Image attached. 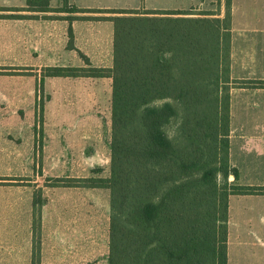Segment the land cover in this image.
Segmentation results:
<instances>
[{
    "label": "trees",
    "instance_id": "16d2710c",
    "mask_svg": "<svg viewBox=\"0 0 264 264\" xmlns=\"http://www.w3.org/2000/svg\"><path fill=\"white\" fill-rule=\"evenodd\" d=\"M26 8L109 14L80 18L113 23L110 68L79 53L84 66L45 67L40 80L42 87L45 77L111 79L109 177L72 180L109 190L108 264H227L229 195L264 194L229 182L238 178L228 161L229 89L264 88L229 77L230 0L222 18L194 17L192 9H80L68 0L57 9L26 0ZM67 37L72 50L70 26ZM39 111L42 118V102ZM43 137L34 131L40 150ZM30 264H40L39 241Z\"/></svg>",
    "mask_w": 264,
    "mask_h": 264
},
{
    "label": "rangeland",
    "instance_id": "374dc122",
    "mask_svg": "<svg viewBox=\"0 0 264 264\" xmlns=\"http://www.w3.org/2000/svg\"><path fill=\"white\" fill-rule=\"evenodd\" d=\"M205 11L218 3L191 13ZM44 68L17 71L16 103H0V264H30L36 241L40 264H108L109 190L72 180L109 177L111 79L45 77L40 87Z\"/></svg>",
    "mask_w": 264,
    "mask_h": 264
},
{
    "label": "crops",
    "instance_id": "0c3cea01",
    "mask_svg": "<svg viewBox=\"0 0 264 264\" xmlns=\"http://www.w3.org/2000/svg\"><path fill=\"white\" fill-rule=\"evenodd\" d=\"M217 1L68 0V4L80 9L186 11ZM60 2L48 0V6L57 9ZM0 16H8L0 17V72L8 73L0 74L1 104H10L11 98L16 103V72L23 68L82 67L79 53L93 67L112 66L113 23L80 18L109 14L39 12L27 9L26 0H0ZM68 16L77 19L69 22ZM216 16H224V0H219ZM69 26L72 50L66 48ZM229 77L264 81V0H230ZM228 161L238 172L236 180L229 177L230 183L264 187V88L229 89ZM227 264H264V194L229 195Z\"/></svg>",
    "mask_w": 264,
    "mask_h": 264
}]
</instances>
